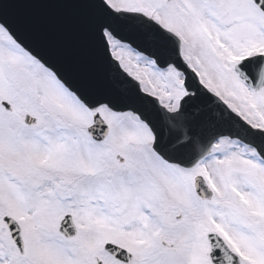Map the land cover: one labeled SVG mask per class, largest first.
<instances>
[{
  "label": "snow or ice",
  "instance_id": "6c2138e0",
  "mask_svg": "<svg viewBox=\"0 0 264 264\" xmlns=\"http://www.w3.org/2000/svg\"><path fill=\"white\" fill-rule=\"evenodd\" d=\"M0 264H264V0H0Z\"/></svg>",
  "mask_w": 264,
  "mask_h": 264
}]
</instances>
